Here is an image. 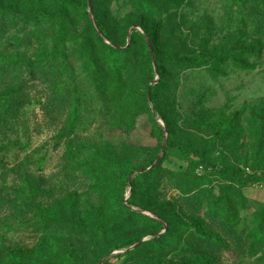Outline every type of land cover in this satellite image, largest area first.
Wrapping results in <instances>:
<instances>
[{
	"label": "rangeland",
	"instance_id": "1",
	"mask_svg": "<svg viewBox=\"0 0 264 264\" xmlns=\"http://www.w3.org/2000/svg\"><path fill=\"white\" fill-rule=\"evenodd\" d=\"M0 264H264V0H0Z\"/></svg>",
	"mask_w": 264,
	"mask_h": 264
},
{
	"label": "trees",
	"instance_id": "2",
	"mask_svg": "<svg viewBox=\"0 0 264 264\" xmlns=\"http://www.w3.org/2000/svg\"><path fill=\"white\" fill-rule=\"evenodd\" d=\"M142 2L144 1V0H141ZM144 3H146V2H144ZM90 4V3H89ZM99 29H100V34H101V36H100V39L102 40V42L104 43V39H108V35L106 34V32L104 31V29L102 28V27H100V25H99ZM136 35H139V37H140V40L142 41V43H143V45H144V47L149 51V54L151 55V52H150V49H149V46H148V43H147V39H146V36L144 35V34H141V33H139V32H137L136 30H134L133 31V33H132V36H131V45H130V47H127V48H123V47H120V45H118L117 43H116V41H112L113 42V45H106V47H107V49L109 50V52H110V54L114 57H117V58H119L120 56H125V55H128V53L131 51V49H132V46L135 44V36ZM149 41L151 42V44H152V46H153V50H154V57H155V45H154V42L152 41V39L151 38H149ZM151 57H152V55H151ZM159 85H160V83H155L154 85H152V86H149L148 87V98H149V100L153 103V104H155L156 102H155V93H156V91H157V89H158V87H159ZM79 109H80V103H77V106L75 107V110H76V118H78V112H79ZM168 147H172V145L171 144H168ZM179 147H182L181 145H179ZM151 221H153L154 223H156V224H158L160 227H162V228H164L163 227V225L160 223V222H158V221H156V220H154V219H151ZM136 249V248H135Z\"/></svg>",
	"mask_w": 264,
	"mask_h": 264
},
{
	"label": "water",
	"instance_id": "3",
	"mask_svg": "<svg viewBox=\"0 0 264 264\" xmlns=\"http://www.w3.org/2000/svg\"><path fill=\"white\" fill-rule=\"evenodd\" d=\"M131 33H132V31H131ZM131 33H130L129 39H130V37H131ZM148 46H149V49H150V52H151L152 58L155 59V57H154L153 46H152V44H151L150 41H148ZM166 147H167V141L165 140V142H164V146H163V148H162V152H164V150H165ZM160 160H161V158L158 159V161L156 162L155 165H157V164L160 162ZM155 165L152 166L151 168H149L148 170H141V171H139L138 174H143V173H145V172H147V171H151V170H153L154 167H155ZM134 177H135V175H133V176L131 177V180H133ZM137 247H138V245H136V246L133 247L132 249H135V248H137Z\"/></svg>",
	"mask_w": 264,
	"mask_h": 264
}]
</instances>
